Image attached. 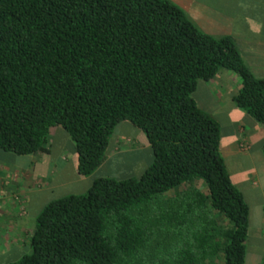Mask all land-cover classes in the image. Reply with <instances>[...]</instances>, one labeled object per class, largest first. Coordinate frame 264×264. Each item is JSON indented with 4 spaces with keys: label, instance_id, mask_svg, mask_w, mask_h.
<instances>
[{
    "label": "trees",
    "instance_id": "trees-1",
    "mask_svg": "<svg viewBox=\"0 0 264 264\" xmlns=\"http://www.w3.org/2000/svg\"><path fill=\"white\" fill-rule=\"evenodd\" d=\"M219 70L240 78L233 103L264 128V78L169 0H0V151L50 153L62 130L86 177L121 122L152 151L137 178L48 202L30 254L8 264H244L249 206L219 123L191 95Z\"/></svg>",
    "mask_w": 264,
    "mask_h": 264
},
{
    "label": "rangeland",
    "instance_id": "rangeland-1",
    "mask_svg": "<svg viewBox=\"0 0 264 264\" xmlns=\"http://www.w3.org/2000/svg\"><path fill=\"white\" fill-rule=\"evenodd\" d=\"M169 1H174L173 3L179 5L175 2L176 0ZM199 1L206 6H214L219 12H229L230 14L228 15L242 19V23L244 21L250 24L259 23L264 28V0H251L248 4L244 3L237 7L233 5L229 8L230 10L220 6L223 0ZM180 8L184 9L182 6ZM209 8L211 7H207L206 10H210ZM183 11L185 12L186 10ZM218 72L216 83L221 85L224 82L223 74L231 71L220 70ZM233 74L239 78L235 73ZM239 83L241 84L240 78L236 85H239ZM228 86L229 88L225 91L223 99L222 96L219 97L218 94H215L214 88L209 83L199 80L191 94L201 110L218 120L221 142L224 138L232 136L235 130V123L238 120L236 111H231L228 105L220 107L219 104L220 101L228 102L230 96L236 93L234 81L229 82ZM127 124L123 125L124 128L118 127L117 129L116 127L114 129L110 137V146L106 158L93 173L86 177L78 175L74 143L61 129L62 132L56 131L51 134V139L48 143L49 155L43 154L42 156L37 153L35 154L37 157L33 155L35 161L31 164L30 161L32 159L29 156H16L12 153L0 151V169L6 165L8 167H21L26 171V176L23 178H19V174L16 175L20 179L18 184L21 186L20 189H25L24 195L20 193V204L14 206L13 210L3 207L9 204V197L11 196L9 188H5L1 196L0 212L4 216H0V228L4 230L8 226L10 230L0 238V264L16 262L22 256L30 254V240L35 229L36 218L48 202L70 194L85 193L92 180L98 177H108L116 180L139 177L142 170L152 161V151L150 146L145 143L146 141L144 143L140 142L142 144L134 142V138L137 140V134H141L144 140L145 137L131 124ZM253 149V152H251L253 165H248V160H242L244 162L243 166L246 167L245 173L253 171L256 175L261 176L264 173L262 144L261 147H254ZM239 158L226 159L227 169L235 180L239 179V169L234 168L233 162L239 164ZM256 175L253 176L256 177ZM200 185V189H202L203 185ZM188 187L191 188L190 186ZM169 196L170 194H166L163 197ZM12 204H14V201ZM10 243L15 247L10 246Z\"/></svg>",
    "mask_w": 264,
    "mask_h": 264
},
{
    "label": "crops",
    "instance_id": "crops-1",
    "mask_svg": "<svg viewBox=\"0 0 264 264\" xmlns=\"http://www.w3.org/2000/svg\"><path fill=\"white\" fill-rule=\"evenodd\" d=\"M221 1V0H220ZM251 0H223L220 6L224 7L226 10L234 5V7L240 6L242 4H248ZM174 2V1H173ZM180 6L186 10L185 13L188 17L204 32L213 36H229L237 50L239 51L241 58L251 71V73L257 78H264V28L259 23L250 24L248 22H243L242 19L236 18L229 12L225 13L219 12L214 6H206L199 0H176ZM228 2V3H226ZM232 3V5H230ZM207 7L210 10H206ZM220 71V70H219ZM226 71V70H225ZM217 74L210 80L204 81V83H209L215 90V94L219 97L225 94V91L229 88L228 83L234 81L235 92L237 93L241 87L238 84L239 78H237L232 72H225L223 74V83L221 85L216 83ZM230 96L229 101H220V107L229 106L231 111L238 114L237 122L235 123V130L232 136L229 138H224L221 142L220 139V153L224 159L225 166L226 159L239 158V164L233 162L234 168H238L239 179L235 180L233 175L228 171L232 182L235 186L242 192L245 202L249 206V226L247 238L245 240V255L244 264H264V173L261 176L253 173H245L246 167L243 166V159L248 160V165H253L251 162V152H253L254 147H261L264 140V128L259 123L255 122L250 118L243 110L235 107L233 103V96ZM214 118V117H213ZM215 119V118H214ZM217 122L218 120L215 119ZM128 122H121L116 126L123 127V125H128ZM219 123V122H218ZM115 127V128H116ZM127 127V126H125ZM133 140V138H131ZM136 144H142L140 142H145L141 134H137V140L134 138ZM146 143V142H145ZM247 146L245 149L241 148V145ZM261 149V148H260ZM259 149V150H260ZM49 153H42L38 155ZM35 155V154H34ZM36 156V155H35ZM30 164L33 163L34 156H29ZM33 157V158H31ZM37 157V156H36ZM244 157V158H243ZM246 158V159H245ZM19 174V178L26 176V171L21 167L14 166H3L0 169V201L2 200V193L5 188L10 190L9 204L3 207L8 210H13L14 206L20 204V193L24 195L25 189L21 190L19 181L20 179L16 176ZM252 174V175H251ZM253 175H256L254 177ZM14 201V204H12ZM12 214V213H10ZM0 216L4 215L0 212ZM10 227H5L4 230L0 228V238L4 233H8ZM253 238V240H251ZM250 240V241H247ZM15 247L14 245L9 244Z\"/></svg>",
    "mask_w": 264,
    "mask_h": 264
},
{
    "label": "built area",
    "instance_id": "built-area-1",
    "mask_svg": "<svg viewBox=\"0 0 264 264\" xmlns=\"http://www.w3.org/2000/svg\"><path fill=\"white\" fill-rule=\"evenodd\" d=\"M247 146H245L244 144L241 145L242 149H245Z\"/></svg>",
    "mask_w": 264,
    "mask_h": 264
}]
</instances>
